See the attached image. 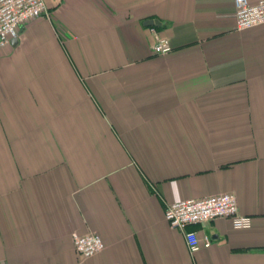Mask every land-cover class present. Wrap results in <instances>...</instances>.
<instances>
[{"label":"crops","instance_id":"obj_1","mask_svg":"<svg viewBox=\"0 0 264 264\" xmlns=\"http://www.w3.org/2000/svg\"><path fill=\"white\" fill-rule=\"evenodd\" d=\"M45 2L0 49V264H264V23L238 30L234 0ZM223 192L252 226L190 225L211 238L191 252L165 207Z\"/></svg>","mask_w":264,"mask_h":264},{"label":"built area","instance_id":"obj_2","mask_svg":"<svg viewBox=\"0 0 264 264\" xmlns=\"http://www.w3.org/2000/svg\"><path fill=\"white\" fill-rule=\"evenodd\" d=\"M236 28H250L264 23V0L251 3L249 0H234ZM40 16H49L45 0H0V49L18 37L19 29L25 23ZM157 33L155 27H151ZM157 54L168 53L172 46L168 39L158 37L153 45ZM230 219L236 229L252 226V217L241 213L237 196L223 192L201 198L180 199L165 207V218L173 228L183 231L191 252L211 245L209 235L199 236L198 232L188 229L190 225L205 223L216 218ZM75 248L82 257H90L105 247L102 236L97 232L72 234Z\"/></svg>","mask_w":264,"mask_h":264},{"label":"water","instance_id":"obj_3","mask_svg":"<svg viewBox=\"0 0 264 264\" xmlns=\"http://www.w3.org/2000/svg\"><path fill=\"white\" fill-rule=\"evenodd\" d=\"M144 24L145 25H149V26H151V25H157V26H159L160 24H161V22H160V20L159 19H155V18H153V19H147L145 22H144Z\"/></svg>","mask_w":264,"mask_h":264}]
</instances>
